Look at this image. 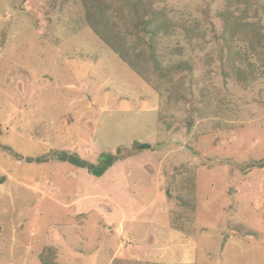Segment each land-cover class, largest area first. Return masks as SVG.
<instances>
[{"label":"rangeland","instance_id":"1","mask_svg":"<svg viewBox=\"0 0 264 264\" xmlns=\"http://www.w3.org/2000/svg\"><path fill=\"white\" fill-rule=\"evenodd\" d=\"M43 2L0 0V264L43 253L53 264H264V68L248 84L223 80L226 1L157 3L205 31L158 41L163 65L194 61L195 106L200 87L212 96L203 117ZM106 155L100 177L58 159L97 167Z\"/></svg>","mask_w":264,"mask_h":264},{"label":"trees","instance_id":"2","mask_svg":"<svg viewBox=\"0 0 264 264\" xmlns=\"http://www.w3.org/2000/svg\"><path fill=\"white\" fill-rule=\"evenodd\" d=\"M162 1L44 0L43 7L56 11L65 8L74 13L106 47L126 61L131 70L144 76L146 71L140 67L148 65L150 67L148 72L168 90L171 103L176 106L182 102L189 103L190 110L196 113L197 117H203L208 111L207 106L212 96L210 91L200 87L202 93L201 99L198 100L200 105L195 106L197 100H192L190 89L193 84L199 83L198 79L192 78L194 61L186 59L173 65H163L162 55L158 52V41L161 37L174 35L176 28L179 27L189 42L205 41V31L194 21L190 23L171 21L165 8L158 6ZM225 1L226 8L217 15L221 21L220 30L216 35V40L220 41L217 57L220 61V73L223 80L248 84L256 79L255 73H263L264 68V30L260 25L264 0ZM205 19L207 20V15ZM80 26L84 27L82 23ZM176 51L181 53L180 49ZM205 62L209 65L211 60L208 58ZM188 77L189 83L186 85L185 80ZM164 120L162 122L168 128L172 126V121L166 122L167 117ZM186 126L191 128L189 119L186 120ZM58 159L78 168H87L97 177L102 176L114 161L111 155H106L101 166L83 167L77 158L71 156ZM177 200L181 209L193 208L186 194H180ZM40 262L53 264L44 253L40 256Z\"/></svg>","mask_w":264,"mask_h":264},{"label":"water","instance_id":"3","mask_svg":"<svg viewBox=\"0 0 264 264\" xmlns=\"http://www.w3.org/2000/svg\"><path fill=\"white\" fill-rule=\"evenodd\" d=\"M140 147L143 148V149L144 148H149V145H146V144L145 145H140Z\"/></svg>","mask_w":264,"mask_h":264}]
</instances>
